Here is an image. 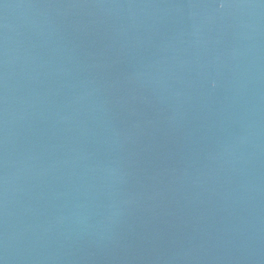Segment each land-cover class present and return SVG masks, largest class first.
<instances>
[{"label": "water", "instance_id": "water-1", "mask_svg": "<svg viewBox=\"0 0 264 264\" xmlns=\"http://www.w3.org/2000/svg\"><path fill=\"white\" fill-rule=\"evenodd\" d=\"M0 264H264V0H0Z\"/></svg>", "mask_w": 264, "mask_h": 264}]
</instances>
